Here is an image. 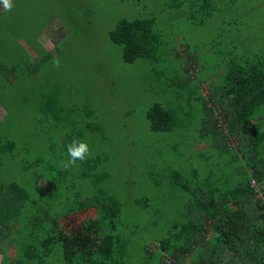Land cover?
Masks as SVG:
<instances>
[{
  "label": "rangeland",
  "instance_id": "1",
  "mask_svg": "<svg viewBox=\"0 0 264 264\" xmlns=\"http://www.w3.org/2000/svg\"><path fill=\"white\" fill-rule=\"evenodd\" d=\"M167 2L12 0L7 11L0 3V130L24 139L18 150L27 163L36 155L46 158L50 143L44 130L56 124L36 105L49 92L66 98L68 120L83 128L84 121L102 127L107 135L102 141L84 128L87 158L109 155L101 170L109 173L107 188L124 206V218L136 216V202L151 206L143 222L128 220V245L138 253L146 242L160 250L154 239L183 222L185 184L203 188L211 176V184H229L233 150L224 146L231 149L240 142L215 136L216 127L224 131L226 125L213 98L223 86L228 61L264 49V0H212L215 16L205 25L187 18L192 10L196 21L205 19L202 0L179 11L170 10ZM124 18L156 19L154 59L124 62L122 48L110 39ZM43 55L49 59L41 67ZM155 103L171 113L167 131L149 127L146 112ZM36 131L41 138L27 145L25 137ZM13 178L6 171L0 183Z\"/></svg>",
  "mask_w": 264,
  "mask_h": 264
},
{
  "label": "trees",
  "instance_id": "2",
  "mask_svg": "<svg viewBox=\"0 0 264 264\" xmlns=\"http://www.w3.org/2000/svg\"><path fill=\"white\" fill-rule=\"evenodd\" d=\"M211 2L202 0L205 19L196 21L191 10L188 20L205 25L214 18ZM195 3L198 0H168L167 6L179 11ZM155 24L154 18L118 22L110 39L122 48L124 62L154 59ZM234 50H238L236 45ZM241 55L228 61L223 86L213 98L226 125L224 131L217 126L215 136L222 141L235 137L240 142L231 149L224 144L233 150L232 178L226 186L211 184L212 176L207 182L210 186L190 189L189 182L185 184L188 206L183 222L174 225L175 231L154 239L159 242L157 252L149 242L139 253L128 245L132 229L128 220L143 222L151 216V206L136 202V216L124 218V206L107 188L109 173L101 170L110 161L109 155L78 160L68 169L61 167V161L69 158L67 145L73 139L86 141L84 128L101 141L107 139L98 124L84 121L83 128L77 120H68L63 95L49 92L36 105L56 124L44 130L50 143L46 158L36 155L27 163L18 150L24 139L2 128L1 175L8 171L14 178L0 183V264H169L166 256L173 259L170 264H264V49ZM48 59L41 57V67ZM204 106L209 107L207 102ZM146 118L155 133L169 130L172 120L170 111L159 103L148 109ZM63 122L66 126L59 125ZM38 137V131L25 137L26 144ZM255 180L262 193L253 188ZM12 246L15 252L10 254Z\"/></svg>",
  "mask_w": 264,
  "mask_h": 264
},
{
  "label": "clouds",
  "instance_id": "3",
  "mask_svg": "<svg viewBox=\"0 0 264 264\" xmlns=\"http://www.w3.org/2000/svg\"><path fill=\"white\" fill-rule=\"evenodd\" d=\"M4 10H11L13 7L12 0H0ZM54 63L58 65L59 61L54 60ZM68 159L61 161V167L68 169L76 165V162L84 161L90 155V147L88 143L81 139H73L71 143L67 145Z\"/></svg>",
  "mask_w": 264,
  "mask_h": 264
},
{
  "label": "built area",
  "instance_id": "4",
  "mask_svg": "<svg viewBox=\"0 0 264 264\" xmlns=\"http://www.w3.org/2000/svg\"><path fill=\"white\" fill-rule=\"evenodd\" d=\"M252 185H253V188H255V189L257 190V192L262 193L263 188H262L261 185H259V183H258L257 180L253 181ZM155 246H156V248H157V247L159 246V242H156V243H155ZM165 260L170 264V263L172 262L173 259L170 258L169 256H168V257L166 256V257H165Z\"/></svg>",
  "mask_w": 264,
  "mask_h": 264
}]
</instances>
